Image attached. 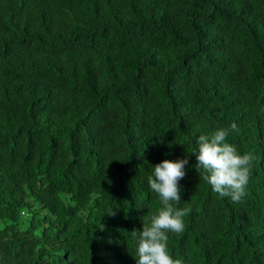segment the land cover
<instances>
[{"label":"trees","instance_id":"16d2710c","mask_svg":"<svg viewBox=\"0 0 264 264\" xmlns=\"http://www.w3.org/2000/svg\"><path fill=\"white\" fill-rule=\"evenodd\" d=\"M233 124L255 156L239 203L191 155ZM186 156L171 255L264 264V0H0L5 264H136L149 164Z\"/></svg>","mask_w":264,"mask_h":264},{"label":"clouds","instance_id":"9594fccd","mask_svg":"<svg viewBox=\"0 0 264 264\" xmlns=\"http://www.w3.org/2000/svg\"><path fill=\"white\" fill-rule=\"evenodd\" d=\"M237 125L217 128L211 132L200 131L195 140V169L200 179L222 198L234 203L241 202L247 195L250 172L255 156L252 152L241 153L229 142ZM147 163V162H146ZM189 158L165 159L152 168L148 186L156 193L161 207L151 216L150 223L144 221L143 230L131 232L136 245V264H183L169 250L170 233L184 231L186 209L178 207L182 200L183 187L180 181L187 175ZM111 214H115L113 211ZM0 264L5 262L0 259Z\"/></svg>","mask_w":264,"mask_h":264}]
</instances>
